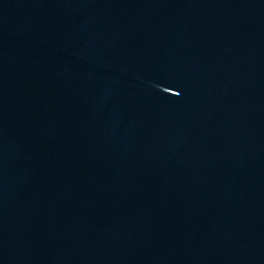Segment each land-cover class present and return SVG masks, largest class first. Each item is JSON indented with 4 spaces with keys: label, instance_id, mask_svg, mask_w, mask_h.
Returning <instances> with one entry per match:
<instances>
[{
    "label": "water",
    "instance_id": "water-1",
    "mask_svg": "<svg viewBox=\"0 0 264 264\" xmlns=\"http://www.w3.org/2000/svg\"><path fill=\"white\" fill-rule=\"evenodd\" d=\"M0 264H264V0H0Z\"/></svg>",
    "mask_w": 264,
    "mask_h": 264
}]
</instances>
